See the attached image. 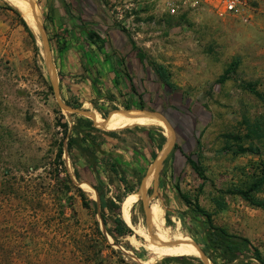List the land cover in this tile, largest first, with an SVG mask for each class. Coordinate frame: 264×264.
<instances>
[{"label": "rangeland", "instance_id": "obj_1", "mask_svg": "<svg viewBox=\"0 0 264 264\" xmlns=\"http://www.w3.org/2000/svg\"><path fill=\"white\" fill-rule=\"evenodd\" d=\"M0 4L14 8L0 7L14 25L10 50H0V264H164L163 256H182L154 242L185 248L184 261L169 264H205L199 255L188 254H199L190 242V233L198 236L193 220L199 218L182 203L176 184L212 214L214 224L249 238L264 255V210L233 194L225 195L223 210H216L211 201L219 190L241 185L264 168V154L227 151L233 142L228 134H239L244 145L250 141L244 136L243 118L264 119V20L254 24L253 16L245 24L233 17L220 18L208 8L168 16L151 4L133 6L131 0H0ZM35 15L51 38L61 99L79 104L77 108L93 117L58 106ZM86 28L99 34L102 50L87 41ZM129 38L145 60L137 57ZM71 39H80L86 50L69 52ZM56 41L66 42L63 52L56 50ZM148 60L166 68L175 89L160 83ZM227 70L230 73L221 80ZM243 82L256 86L262 97L244 89ZM151 110L169 120L179 149L164 159L156 186L149 179L145 202L139 193L145 176L139 174L140 166L146 173L170 135L159 118L144 113ZM78 117L98 129L91 132L94 146L99 144L106 153L96 152L102 165L95 169L79 151L65 150V136H75V129L83 128ZM159 134L165 139L151 158L148 137ZM108 154L137 192L128 209L130 224L121 205L120 210H101L93 187L114 202L124 191L109 172ZM185 154L198 161L205 179L193 171ZM78 189L84 191V199ZM259 196L264 197V190ZM177 214L185 217L188 228ZM117 216L131 234L114 233ZM97 237L99 257L93 245ZM173 240L178 246L166 244ZM249 260L242 264H257Z\"/></svg>", "mask_w": 264, "mask_h": 264}, {"label": "trees", "instance_id": "obj_2", "mask_svg": "<svg viewBox=\"0 0 264 264\" xmlns=\"http://www.w3.org/2000/svg\"><path fill=\"white\" fill-rule=\"evenodd\" d=\"M1 8L9 9L14 11V8L8 6L7 4H0ZM186 15H178V17H183ZM50 20V19H49ZM22 25L24 26L25 30L29 32V34L32 36L29 28L25 24V22H22ZM46 28V27H45ZM123 31H125L123 28H121ZM85 36L87 38V41L94 44L98 50H102L103 46H101L98 43V39H100V36L97 32L87 29L84 31ZM49 41H51V38H48ZM129 41L132 45L133 50L136 51V55L140 60H145L146 56L141 51L140 48H138L134 42H131L130 38ZM66 44V42H65ZM64 42L60 43L59 41H56V50L58 52H63V50L66 48ZM148 63L150 67L154 70L158 80L163 86L169 87L171 89H175V85L170 79V74L166 70V68L153 60H148ZM114 69V68H113ZM116 70L114 69L113 72ZM230 71L227 70L220 78L221 80L226 79L227 74H229ZM115 75H118V72ZM244 89L250 91L257 97H262V93L259 92L256 89V86L251 84L250 82H243L240 84ZM75 107L80 106L79 104H73ZM73 115V114H71ZM96 123L99 125H105L96 119H94ZM77 124L83 125V128L81 130L75 129V136L72 135H66L65 136V150L70 154L73 149L79 151L81 155L89 161L93 168L95 169L97 166L102 165L100 164L101 161L96 156V152H101L103 154H106L103 150H101L99 144H95L94 146V139L91 136L92 131H97L98 129L93 126V123L86 118L78 117L76 120ZM243 123L245 127V138H250V141L248 144L244 145L242 143V137L239 134H228V138L231 139L233 142L228 146L227 151H229L231 154H245L250 153L254 155H262L264 154V119H253L249 120L247 118H243ZM135 127H140L138 124L135 125ZM113 134L114 132H109ZM165 137L162 134H159L157 138H154L153 136L148 137V143L151 148V158L156 157V149H161L163 145ZM173 151L170 152L169 155H172ZM61 152L58 154L60 157ZM110 168L109 172L114 173V175L118 178V181L124 186V191L121 194H117L114 202L112 199H106L104 194L98 189L97 186H94V189L97 192L99 204L101 210L105 207L108 208H114L116 210H120L121 205V212L123 213L126 210V213L129 209V206L132 204V200L136 196L137 192L134 193L135 186L134 185H128V181L126 179V174L121 173L119 169L117 168V162L115 161V158L112 155H109ZM185 157L187 159V162L193 169V171L198 175L199 178L205 179L203 170L200 168V165L198 164V161H195L191 159V157L188 154H185ZM146 167L140 166L139 174L144 175L145 174ZM103 171L107 172V168L103 166ZM253 177L248 180L247 182H244L241 185L231 186L228 188H224L222 190L218 191V196H214L211 198V201L215 207L216 210H223L227 207V202L225 201V195L227 194H233L237 195L241 200L246 202L249 206L252 208H258L261 210H264V197H260L259 193H262L264 190V168L260 169L259 174L252 175ZM139 177V176H138ZM85 188H89V186H85L84 184H81ZM147 187V186H146ZM145 187V188H146ZM177 194L179 198L181 199L182 203L186 205L199 219H194V224L198 227L197 228V234L190 233V236L193 238L195 242L202 245V250L204 251L207 259L212 264H242V261L246 259L255 260L257 264H264V255L260 251V249L252 244V242L249 240V238L229 232L227 228L216 225L212 221V214L201 207L196 199H191L187 194L181 192L179 186L176 184ZM80 192V197L85 198L84 191L78 189ZM95 206L97 205V202H94ZM125 213V214H126ZM101 217L104 223H106V218L104 217L103 213H101ZM177 217H180L182 219L184 225L186 228H188V225L186 223L185 217L181 216L180 214H177ZM127 221L130 224V210L127 213ZM114 233L118 236L131 234V230L129 226L124 222V220L117 216L114 218ZM98 234L104 238V235L102 232H98ZM158 239L161 241L162 238L158 237ZM94 248H95V255L96 257H99L101 253V240H99V237L94 239ZM170 246H178L176 244H172ZM182 247V246H180ZM185 249V248H181ZM119 253V252H118ZM98 259V258H97ZM163 263L169 264L173 261L182 262L184 261L185 257L182 256H163ZM99 262H101V259H98ZM5 264H11V262H6Z\"/></svg>", "mask_w": 264, "mask_h": 264}, {"label": "water", "instance_id": "obj_3", "mask_svg": "<svg viewBox=\"0 0 264 264\" xmlns=\"http://www.w3.org/2000/svg\"><path fill=\"white\" fill-rule=\"evenodd\" d=\"M30 2H31V4H33V1H30ZM35 21H36V26L39 30L40 40H41V44H42V47L44 50L45 63L47 66V70L49 72L50 81H51L52 86H53L54 91H55V97H56V101H57L58 106L62 110L66 111L68 113H77V114L87 115V116L93 117L92 112L86 111V110H80L79 108L74 107V106L64 102L61 99V97L58 93V87H57V82H56L57 75H56V71H55L54 61H53L52 55H51V50H50V45H49V40H48V36L46 33V29H45L44 24L42 23V20H41L39 15H35ZM124 112H128V111H124ZM144 113L150 114V115H155L157 118H159L164 123V125L168 128L169 134H170L166 146L163 147L159 156L157 158H155V160L150 164V166L148 167V169L145 173V176L143 177V180L145 178L146 179L151 178L154 185L156 186L158 171H159L160 167L162 166L164 159L167 157V155L171 151V148L175 142V139H174L175 135H174V131L170 125L169 120L163 114L156 112V111H153V110L145 111ZM96 124L98 125V123H96ZM101 126H103V125H101ZM143 180L141 182L139 191H140V195L144 198V201L146 202V198H145V189L146 188L144 189V181ZM145 208H146L148 230H149L151 237L154 239V236L151 233L150 228H149V214H148V208H147L146 204H145ZM177 242H178L177 240H173V241L166 242V244L172 245V244H176ZM190 242L198 250L199 256L204 261V263L205 264H211V262L207 259L204 251L199 246V244L197 242H195L194 240H190Z\"/></svg>", "mask_w": 264, "mask_h": 264}, {"label": "built area", "instance_id": "obj_4", "mask_svg": "<svg viewBox=\"0 0 264 264\" xmlns=\"http://www.w3.org/2000/svg\"><path fill=\"white\" fill-rule=\"evenodd\" d=\"M151 4L168 16L188 15L208 8L218 17H233L251 23L255 10L250 0H131V5Z\"/></svg>", "mask_w": 264, "mask_h": 264}, {"label": "crops", "instance_id": "obj_5", "mask_svg": "<svg viewBox=\"0 0 264 264\" xmlns=\"http://www.w3.org/2000/svg\"><path fill=\"white\" fill-rule=\"evenodd\" d=\"M252 6L255 10L254 13V24L257 22H262L264 20V0H250ZM8 11V9H5ZM5 13L0 11V50H10L13 39V23L12 19L9 15H4ZM73 21V20H72ZM75 22V21H74ZM64 39L68 40V37H64ZM75 42V43H74ZM87 42V41H86ZM84 42L80 39H71L68 44L67 50H86L84 46ZM84 46V48H83ZM90 49L92 44L88 46ZM88 49V48H87ZM103 71H105L104 66H102ZM114 131V130H113Z\"/></svg>", "mask_w": 264, "mask_h": 264}, {"label": "bare ground", "instance_id": "obj_6", "mask_svg": "<svg viewBox=\"0 0 264 264\" xmlns=\"http://www.w3.org/2000/svg\"><path fill=\"white\" fill-rule=\"evenodd\" d=\"M30 6V5H29ZM34 28V27H33ZM144 189H145V187L148 185V182H149V178H145L144 180ZM139 193H140V191H139ZM154 244L156 245V246H158L159 248H161V249H164V250H167V251H170V252H173L174 254H177V255H183V254H185V252L184 251H182L181 249H178V248H174V247H161V246H159L158 245V243L157 242H154ZM189 255H195V256H197V255H199V254H191V253H188Z\"/></svg>", "mask_w": 264, "mask_h": 264}, {"label": "flooded vegetation", "instance_id": "obj_7", "mask_svg": "<svg viewBox=\"0 0 264 264\" xmlns=\"http://www.w3.org/2000/svg\"><path fill=\"white\" fill-rule=\"evenodd\" d=\"M178 149H179V146H178V144L175 141L174 144H173V146H172V148H171V151H173V153H174V151H176Z\"/></svg>", "mask_w": 264, "mask_h": 264}]
</instances>
